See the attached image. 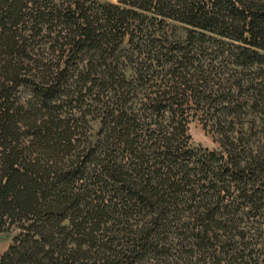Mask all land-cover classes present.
<instances>
[{"label": "trees", "instance_id": "16d2710c", "mask_svg": "<svg viewBox=\"0 0 264 264\" xmlns=\"http://www.w3.org/2000/svg\"><path fill=\"white\" fill-rule=\"evenodd\" d=\"M115 1L0 0V264H264V0Z\"/></svg>", "mask_w": 264, "mask_h": 264}, {"label": "rangeland", "instance_id": "374dc122", "mask_svg": "<svg viewBox=\"0 0 264 264\" xmlns=\"http://www.w3.org/2000/svg\"><path fill=\"white\" fill-rule=\"evenodd\" d=\"M97 4H115V0H93ZM173 31L177 37H180L182 39L183 44H180L182 49H186L188 47V44L185 43L187 40V28L180 24H172ZM170 48L179 47L177 43H175L172 46H169ZM168 47V48H169ZM206 48H209L210 53L212 51H216L217 49L216 45L213 44H206ZM208 57V56H205ZM209 57H216V56H209ZM244 121H251V118H247ZM96 127V126H95ZM189 135L191 136V144L194 148H203L205 150H208L210 152H216L220 151V144H219V138L216 130L213 129L211 124L206 125V120L203 118L202 114H198V116H195L193 122L190 124L189 128ZM19 235V230L13 229L12 231L8 233H0V257L5 254L9 247L13 244L14 239Z\"/></svg>", "mask_w": 264, "mask_h": 264}]
</instances>
